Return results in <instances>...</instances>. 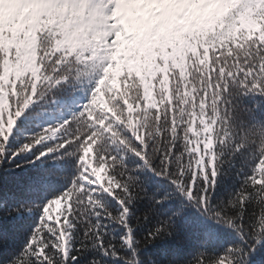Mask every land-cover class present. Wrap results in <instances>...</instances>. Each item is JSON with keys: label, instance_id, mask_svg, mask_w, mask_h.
I'll use <instances>...</instances> for the list:
<instances>
[{"label": "snow or ice", "instance_id": "obj_1", "mask_svg": "<svg viewBox=\"0 0 264 264\" xmlns=\"http://www.w3.org/2000/svg\"><path fill=\"white\" fill-rule=\"evenodd\" d=\"M0 264H264V0H0Z\"/></svg>", "mask_w": 264, "mask_h": 264}]
</instances>
